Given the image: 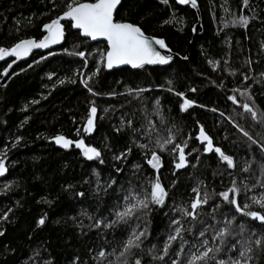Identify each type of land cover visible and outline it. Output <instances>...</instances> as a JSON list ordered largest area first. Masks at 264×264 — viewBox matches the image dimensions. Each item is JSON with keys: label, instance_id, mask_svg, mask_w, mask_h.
Instances as JSON below:
<instances>
[{"label": "trees", "instance_id": "obj_1", "mask_svg": "<svg viewBox=\"0 0 264 264\" xmlns=\"http://www.w3.org/2000/svg\"><path fill=\"white\" fill-rule=\"evenodd\" d=\"M198 9L199 16L189 7L178 6L174 0H169L168 5L161 4L160 0H121L115 19L136 23L146 35L164 39L178 58L170 61V66L146 65L135 70L102 68L91 83L101 93L115 91V96H91L79 83V76L74 75L81 71L79 58L64 54L62 46L51 51L56 54L54 56L34 54L0 84V153L6 154L7 168L5 175L0 176V215L12 209L8 219L0 220V231L4 233L0 235V264H47L48 261L73 264L76 257L80 262L93 264L89 249L94 254L99 247L106 246L105 239L112 242L111 247L106 246L112 251L121 239L122 228L116 230L115 238L111 234L98 238L87 227L90 220L79 215L82 209L89 215H96L98 211L107 215L105 208L113 196L102 191L99 196L94 195L97 180L103 185L114 177L118 181L114 187L118 188L119 185L127 187L129 181L145 185L156 175L160 176L162 185L170 193L166 200L169 207H157L150 213L151 235L145 242V249L158 241L162 246L169 228V217L165 213L171 215L173 201L187 202L194 195L190 188L195 177L205 180L210 194L230 187L228 175L214 176L220 171L214 154L203 158L197 169L189 167L175 176L174 154L170 152L160 153L162 167L158 172L147 165L143 153L136 148L126 160L114 159V154L119 155L130 144V133L116 132L121 118H132L139 126L146 123L145 113H151L150 103L142 104L132 96L120 95L129 87L153 89L144 96L160 98L162 111L169 116L170 125H175L177 136L189 142L186 151L200 148L195 134L199 125H203L215 144L227 154L239 157L241 162L252 158L251 154H246L245 145L233 143L235 129L227 119L219 116V112H224L225 117L236 111L242 112V108L226 99L227 95H235L241 104H254L264 111V49L261 48L264 43V0H249L248 8H244L243 0H198ZM62 10V0H56L55 10L48 0H0V46L10 47L24 38H41L43 24L56 18ZM240 14L249 17L255 14L257 19L251 20L247 29L233 26L234 16ZM198 21L202 32L193 37L192 29ZM63 46L71 50L70 36ZM80 50L92 53L89 65L91 71H95L92 57L99 60V53L106 51V44L87 41ZM42 55L47 59L34 64L33 61H38ZM185 56L189 59H182ZM8 62L0 61V72ZM29 64L33 67L28 68ZM83 71L90 74L89 69ZM51 72L55 76L49 80ZM245 74L250 77L247 81H244ZM59 79H64L65 83L59 84ZM70 79L77 82L71 83ZM168 79L174 81L177 91L184 92L185 97L194 102L186 112L179 111L178 102H182L179 97L159 90V86H167ZM192 87L197 91H189ZM232 88H236V92H232ZM242 92H247L252 100L241 95ZM33 100L38 103H31ZM93 100L98 113L95 128L88 134L83 125L89 102ZM150 102L154 103V100ZM211 108L219 111L207 110ZM150 118L155 122L154 117ZM247 126L254 135L264 131V126L259 124L253 128L250 119ZM57 135L73 141L83 140L86 145L102 149L104 163L84 159L75 145L66 150L56 148L50 140ZM17 136L21 139L16 147H12ZM256 159H260L259 152ZM191 162L195 163V160ZM133 165L140 167L134 169ZM116 168L122 172L117 173ZM173 181H178L176 187H173ZM6 185L9 186L7 191ZM78 192H84L85 196L75 195ZM253 210L260 209L253 206ZM41 217L45 224L37 227ZM73 217H76L75 223ZM77 224L85 227L82 229ZM259 256V264H264V253ZM144 260L146 264H158L149 256ZM253 264L257 262L254 260Z\"/></svg>", "mask_w": 264, "mask_h": 264}, {"label": "snow or ice", "instance_id": "obj_2", "mask_svg": "<svg viewBox=\"0 0 264 264\" xmlns=\"http://www.w3.org/2000/svg\"><path fill=\"white\" fill-rule=\"evenodd\" d=\"M48 2L52 5V10H55L56 0H48ZM160 3L168 5L169 0H160ZM175 3L180 6L190 5L193 9L198 7V0H175ZM120 4L121 0H94V2L62 0V12L50 22L43 24L42 32L45 35L42 38H24L10 47L0 46V61H4L5 58H15L12 63H8L3 72H0V76H7L12 64L28 57L34 49H50L57 44L62 46L64 54L79 58L81 71L74 75L79 76V83L93 97L116 95L115 91L101 93L91 83L102 68L110 70L116 66L128 65L135 70L143 69L146 65L170 66V61L173 60L172 55L162 54L156 47L170 53L171 50L164 39L149 38L140 25L115 19L114 13ZM243 6L248 8L249 0H243ZM224 10L228 11L227 8ZM252 11L255 13V9ZM254 19H257L255 14L251 17L240 14L238 17L234 16L233 26L247 29L250 21ZM69 36L71 37V50L63 46L69 42ZM99 38L107 42L106 51L99 53V60H96L95 56L92 57L96 67L95 71H91L89 56L92 53L80 49L85 42ZM261 48L264 49V43L261 44ZM54 55H56L54 52H48V56ZM46 59L47 56L42 55L38 61H33V63L38 64ZM182 59L188 60L189 58L185 56ZM31 67L33 64L28 65V68ZM83 69H89L90 74L84 72ZM53 76H55L54 72L49 73V80H52ZM248 79L250 77L245 74L244 81ZM69 82L76 83L77 81L70 79ZM58 83L64 84L65 80L59 79ZM165 84L167 86L161 85L159 90L174 93L182 100L178 102L180 113L192 107L194 102L186 98L184 92L176 90L172 79L166 80ZM152 90L145 87H129L125 93H120V95H129L133 99H139L142 104L150 103L151 113H145L146 123L139 126L132 118H121L116 132L130 133V144L119 155L114 154V159L126 160L132 154L133 148H136L143 153L147 165L158 172L162 167L160 153L170 152L174 154L173 161L176 171L173 175L175 176L180 170L189 167L197 169L203 162V158H206L208 154H214L217 166L220 168L219 173H214V176L228 175L230 187L227 190L210 194L205 180L195 177V182L190 188L194 195L187 202L173 201L170 207L171 215L165 213L169 217V228L165 234L166 238L162 241V246L158 241L157 244L145 249V242L151 235L148 219L150 213L157 207H169L166 200L170 193L162 185L160 176L156 175L145 185L139 182L132 184L129 181L127 187L119 185L118 188L114 187L118 184L114 177H110L103 185L97 180V190L94 195L99 196L102 191L106 195L113 196V200L105 208L107 215L100 211L96 215H89L86 209H82L79 215L90 220L87 227L89 231H94L98 238H106L110 234L115 238L116 230L122 228V231L121 239L115 247H112V251L107 250V247L112 246V242L106 239L107 247H99L94 254L93 250L89 249L93 264H105V262L107 264H146L145 256L151 257L152 262H158V264H253L254 260L259 264V254L264 253V131L254 135L248 130L247 121L249 119L252 121L253 128L257 124L264 126V111L258 110L254 104L247 102L241 104L235 95L226 96L232 105L242 108V112L236 111L234 115L227 117L224 112H219V116L227 119L235 129L236 139L233 143L245 145L246 154H251V159H244L241 162L239 157L227 154L220 146H217L214 138L203 125H199L198 133L195 134V141L199 142L200 148H191L190 151H186L189 148V142L177 136L175 125H170L169 116L162 111L160 98L144 96ZM236 90V88L231 89L232 92ZM189 91L196 92L197 89L192 87ZM241 95L252 100L247 92H242ZM150 100H154V103ZM31 103L35 104L38 101L33 100ZM89 103L90 107L83 130L91 134L95 128L98 108L94 100ZM200 107L207 108L205 105H200ZM207 110L213 113L219 111L216 108ZM104 111L107 113L108 109L105 108ZM150 117H154L155 122ZM241 120L245 123L242 124ZM227 138L225 136V139ZM20 139L21 137L17 136L12 147H16ZM52 139L57 146L64 149L75 144L84 159L104 163L102 149L86 145L83 140L73 141L63 135H57ZM257 152L260 153L258 161ZM0 157H3L0 158V176H4L7 171L6 154L0 153ZM191 160H195V163ZM139 167V165H133L134 169H139ZM93 172L96 174L95 170ZM116 172L120 173L122 169L116 168ZM177 184L178 181H173V187ZM67 187L70 188L71 185ZM7 190L9 186L6 185L5 191ZM75 195L83 198L85 193L78 192ZM253 206L260 210H253ZM11 211L12 209H8L0 215V220L8 219V212ZM72 219L75 223L76 217ZM44 224L45 219L41 217L37 221V227ZM77 226L82 229L85 227L82 224H77ZM3 234L0 231V235ZM47 264H52V262L48 261ZM73 264H86V262H80L79 257H76Z\"/></svg>", "mask_w": 264, "mask_h": 264}, {"label": "water", "instance_id": "obj_3", "mask_svg": "<svg viewBox=\"0 0 264 264\" xmlns=\"http://www.w3.org/2000/svg\"><path fill=\"white\" fill-rule=\"evenodd\" d=\"M175 1V0H174ZM120 5H118L117 6V9H118V7H119ZM178 6H180V5H178ZM180 7H189L191 10H193L196 14H197V16H199L200 14H199V9H198V7L196 8V9H193V8H191V6L190 5H184V6H180ZM117 11V10H116ZM116 11H115V13H116ZM115 13H114V17H115ZM62 23H66V22H64V21H62ZM193 29H195V31L193 30ZM193 29H192V36L193 37H195L196 35H199V34H201V32H202V27H201V23H200V21H198V23L193 27ZM43 33V32H42ZM43 35H45V33H43ZM146 36H148V35H146ZM43 37V36H42ZM41 37V38H42ZM149 38H155V37H151V36H148ZM90 42H92V43H99V42H104L105 44H106V46H107V42L105 41V40H103L102 38H99V39H97V40H95V41H90ZM61 47V45L60 44H57V45H53L50 49H44V50H40V49H34L33 51H32V53L28 56V57H26V58H24V59H21V60H19V61H16L15 63H13L12 64V67L10 68V69H8V75H10L11 74V72L19 65V64H21V63H23V62H25V61H28L34 54H36V53H48L49 51H53V50H55V49H57V48H60ZM157 47V49L162 53V54H171L172 55V57H173V59H176V58H178V56L176 55V54H174V53H172V52H170V53H167L164 49H159V47L158 46H156ZM15 58H5V60H9V62L8 63H12V60H14ZM8 65V64H7ZM7 65H6V67L5 68H7ZM4 68V69H5ZM120 68H130V69H132L130 66H128V65H120V66H116V67H113L112 69H110V70H117V69H120ZM109 70V69H108ZM3 72V71H2ZM8 75L7 76H1V80H0V84L1 83H3L5 80H6V78L8 77ZM50 142L51 143H53L54 145H55V147L56 148H58V149H61V150H66V149H64V148H60L59 146H57L56 144H55V142H54V140L53 139H51L50 140ZM73 145H75V144H72L71 146H73ZM70 146V147H71ZM69 147V148H70ZM68 148V149H69Z\"/></svg>", "mask_w": 264, "mask_h": 264}, {"label": "rangeland", "instance_id": "obj_4", "mask_svg": "<svg viewBox=\"0 0 264 264\" xmlns=\"http://www.w3.org/2000/svg\"><path fill=\"white\" fill-rule=\"evenodd\" d=\"M157 172V170H155Z\"/></svg>", "mask_w": 264, "mask_h": 264}]
</instances>
